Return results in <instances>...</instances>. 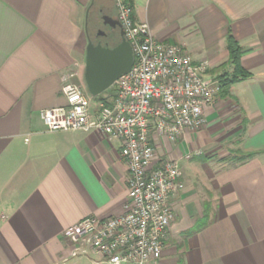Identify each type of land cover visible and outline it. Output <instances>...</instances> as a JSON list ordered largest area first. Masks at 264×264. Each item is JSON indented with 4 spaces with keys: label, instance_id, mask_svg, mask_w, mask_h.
I'll return each instance as SVG.
<instances>
[{
    "label": "crops",
    "instance_id": "obj_1",
    "mask_svg": "<svg viewBox=\"0 0 264 264\" xmlns=\"http://www.w3.org/2000/svg\"><path fill=\"white\" fill-rule=\"evenodd\" d=\"M128 1L134 22L206 61L219 88L202 128L154 140L158 155L178 161L182 189L149 264H264V0ZM99 19L116 20L114 0H0V264H94L93 255L71 257L64 230L123 213L120 141L93 129L48 131L39 114L66 103L65 81L87 92V24ZM229 34L248 77L224 83Z\"/></svg>",
    "mask_w": 264,
    "mask_h": 264
},
{
    "label": "built area",
    "instance_id": "obj_2",
    "mask_svg": "<svg viewBox=\"0 0 264 264\" xmlns=\"http://www.w3.org/2000/svg\"><path fill=\"white\" fill-rule=\"evenodd\" d=\"M116 19L132 51L130 68L109 95L93 101L65 81L66 103L40 110L48 131L97 130L121 143L128 169L123 213L88 216L64 230L71 257L93 255L94 264H149L158 260L175 219L172 199L182 189L177 160L158 155L156 137L175 140L205 123L218 94L206 61L196 62L176 43L156 40L145 22L132 19L133 5L114 0Z\"/></svg>",
    "mask_w": 264,
    "mask_h": 264
},
{
    "label": "water",
    "instance_id": "obj_3",
    "mask_svg": "<svg viewBox=\"0 0 264 264\" xmlns=\"http://www.w3.org/2000/svg\"><path fill=\"white\" fill-rule=\"evenodd\" d=\"M110 26L119 29L115 45L107 46L89 39L85 48L83 80L87 92L93 97L110 88L130 68L133 60L130 45L124 39L118 21L112 20Z\"/></svg>",
    "mask_w": 264,
    "mask_h": 264
},
{
    "label": "trees",
    "instance_id": "obj_4",
    "mask_svg": "<svg viewBox=\"0 0 264 264\" xmlns=\"http://www.w3.org/2000/svg\"><path fill=\"white\" fill-rule=\"evenodd\" d=\"M226 48L228 51V62L230 64H232L233 70L231 71V73L229 75H226V74L222 75V78L225 81L224 83H230V82H233V81H236L239 79L247 78L248 73L243 71V69L241 68V66L239 64V59H240V55H241L240 46L238 45L237 41L233 38V36L231 34H229L227 36ZM99 98H102V96H99ZM247 156H250V155H246V156L238 157V158L234 157L233 161L242 160V159L246 158ZM203 224L196 226L194 229H191L190 231L186 232V234H190L191 232H193L195 230H199L203 226Z\"/></svg>",
    "mask_w": 264,
    "mask_h": 264
},
{
    "label": "flooded vegetation",
    "instance_id": "obj_5",
    "mask_svg": "<svg viewBox=\"0 0 264 264\" xmlns=\"http://www.w3.org/2000/svg\"><path fill=\"white\" fill-rule=\"evenodd\" d=\"M107 20V22L105 21ZM117 20V19H116ZM110 23H112V20L108 19H99L94 25L93 29L95 32V42H100L103 45L107 46H113L117 43V41L114 44H110L113 38L114 32L118 31V28H112L110 26Z\"/></svg>",
    "mask_w": 264,
    "mask_h": 264
},
{
    "label": "rangeland",
    "instance_id": "obj_6",
    "mask_svg": "<svg viewBox=\"0 0 264 264\" xmlns=\"http://www.w3.org/2000/svg\"><path fill=\"white\" fill-rule=\"evenodd\" d=\"M87 21H88V20H87ZM87 26H88V31H89L90 40H91V41H94V40H95V39H94V38H95V32H94V30L90 27V25L87 24ZM108 90H109V88H108L106 91L102 92L100 96H104L105 93H106ZM218 90H219V88H218ZM90 96H91V95H90ZM91 97H92L93 101H95V100H97V99L99 98V96H98V97H93V96H91Z\"/></svg>",
    "mask_w": 264,
    "mask_h": 264
}]
</instances>
